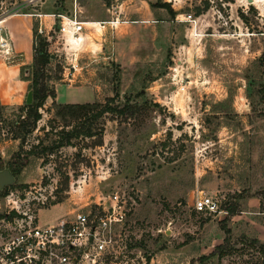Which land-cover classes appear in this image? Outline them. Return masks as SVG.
<instances>
[{
  "label": "rangeland",
  "instance_id": "obj_1",
  "mask_svg": "<svg viewBox=\"0 0 264 264\" xmlns=\"http://www.w3.org/2000/svg\"><path fill=\"white\" fill-rule=\"evenodd\" d=\"M1 1L12 13L40 4ZM52 1L49 8L65 12L62 0ZM155 1L168 7H150ZM120 7V28H107L96 54L69 47L55 19L36 29L50 55L41 79L53 96L21 147L14 135L24 98L0 104V170L33 148L0 189V212L29 206L48 223L118 191L127 212L115 264L263 263L249 240L264 242V0H120ZM183 14L193 21L179 20ZM73 56L79 69L64 77ZM92 102L132 110L102 114L98 135L50 145L62 125L55 105ZM202 194L221 212L196 213L192 202ZM225 236L227 253L210 254Z\"/></svg>",
  "mask_w": 264,
  "mask_h": 264
},
{
  "label": "built area",
  "instance_id": "obj_2",
  "mask_svg": "<svg viewBox=\"0 0 264 264\" xmlns=\"http://www.w3.org/2000/svg\"><path fill=\"white\" fill-rule=\"evenodd\" d=\"M0 0V20L11 14L3 10ZM14 13H16L14 11ZM30 15H35L31 13ZM56 31L72 41L79 39L82 22L75 15L56 13ZM190 22V14L181 15ZM116 19L108 21L109 25ZM40 32V30L38 31ZM0 48L7 43L0 39ZM79 69L76 57H71L62 76H73ZM8 201V199H5ZM8 205L0 212V264H115L120 253V229L125 223V200L120 192L112 191L106 200L85 210L78 209L41 223L37 212L29 206ZM196 213L218 214L220 209L212 196L197 195L192 202Z\"/></svg>",
  "mask_w": 264,
  "mask_h": 264
},
{
  "label": "crops",
  "instance_id": "obj_3",
  "mask_svg": "<svg viewBox=\"0 0 264 264\" xmlns=\"http://www.w3.org/2000/svg\"><path fill=\"white\" fill-rule=\"evenodd\" d=\"M27 3L33 0H22ZM37 9L31 13H11L0 20V39L7 43V49L0 48V104L12 105L20 103L24 98L26 86L29 84L28 66L32 60V27L40 30L47 28L52 18L57 20L53 30L57 32L58 19L56 13L75 18L82 22L77 32L80 41L67 43L73 49L96 54L104 49L103 34L112 29L114 34L120 28L122 9L120 0H62L65 12L58 11L55 6L49 8L52 0H38ZM25 3V4H27ZM45 3H47L45 5ZM23 4V6L25 5ZM116 19V23L108 21ZM58 33V32H57Z\"/></svg>",
  "mask_w": 264,
  "mask_h": 264
},
{
  "label": "trees",
  "instance_id": "obj_4",
  "mask_svg": "<svg viewBox=\"0 0 264 264\" xmlns=\"http://www.w3.org/2000/svg\"><path fill=\"white\" fill-rule=\"evenodd\" d=\"M150 7H168L165 2L155 1L150 3ZM170 15L174 14V11L168 9ZM45 39L36 32V29L32 27V60L28 69H30L29 78V90L31 92V101L28 104L23 105V114L18 117L17 124L20 127L19 133L14 135L15 138L20 140L19 145L21 147L24 136L31 132L37 120L40 118L38 108L42 105L43 100L46 96H53L52 93L47 91L44 81L41 76L44 72V67L48 63L50 55L46 51ZM132 110L131 106L124 104L122 107H112L107 102L103 104L98 103H63L55 105V115L62 120V125L57 131L56 139H54L50 145L62 146L70 145L72 139L92 137L100 134L101 129L96 127L95 123L97 119L104 113L108 112H119L124 113L125 111ZM68 128H65L67 127ZM36 145H43L42 141H38ZM53 147V146H52ZM45 146H43L40 152L45 154ZM21 149V148H20ZM33 148L30 147L24 155H20L19 152H15L14 156L16 161L13 166L8 165L7 168L12 175H15L20 168L23 166V160H26V154H31ZM5 188L1 192L4 193ZM59 201V199L57 200ZM230 213L233 209L229 210ZM251 246L256 248V251L261 255L264 254V242L259 243L256 240H249ZM229 246L227 245V237L225 236L223 242L216 245L215 249L210 253L216 255L218 258L227 253ZM258 264H264L260 262Z\"/></svg>",
  "mask_w": 264,
  "mask_h": 264
},
{
  "label": "water",
  "instance_id": "obj_5",
  "mask_svg": "<svg viewBox=\"0 0 264 264\" xmlns=\"http://www.w3.org/2000/svg\"><path fill=\"white\" fill-rule=\"evenodd\" d=\"M248 1H250V0H248ZM30 101H31V94H30V91H28L24 97V102L26 104H28V103H30ZM12 180H13V176L7 169H1L0 170V189L2 188V186L6 185V184H10L12 182Z\"/></svg>",
  "mask_w": 264,
  "mask_h": 264
},
{
  "label": "bare ground",
  "instance_id": "obj_6",
  "mask_svg": "<svg viewBox=\"0 0 264 264\" xmlns=\"http://www.w3.org/2000/svg\"><path fill=\"white\" fill-rule=\"evenodd\" d=\"M72 41V40H71ZM75 42H79L80 41V38L79 39H76V40H74Z\"/></svg>",
  "mask_w": 264,
  "mask_h": 264
}]
</instances>
